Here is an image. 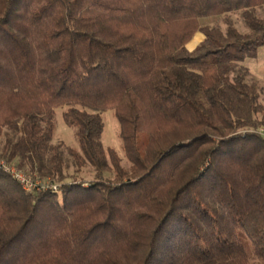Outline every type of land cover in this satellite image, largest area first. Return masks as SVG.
Masks as SVG:
<instances>
[{
    "label": "trees",
    "instance_id": "trees-1",
    "mask_svg": "<svg viewBox=\"0 0 264 264\" xmlns=\"http://www.w3.org/2000/svg\"><path fill=\"white\" fill-rule=\"evenodd\" d=\"M262 6L0 0V161L58 186L0 168V264H264V107L241 65L264 47ZM234 12L246 33L217 24ZM106 111L127 168L101 143Z\"/></svg>",
    "mask_w": 264,
    "mask_h": 264
},
{
    "label": "rangeland",
    "instance_id": "rangeland-1",
    "mask_svg": "<svg viewBox=\"0 0 264 264\" xmlns=\"http://www.w3.org/2000/svg\"><path fill=\"white\" fill-rule=\"evenodd\" d=\"M254 13L259 18H264V6L255 8ZM224 19H220L218 21V25H220L221 29L226 28L227 24L235 27L237 30H239L242 33H246L248 31L246 25L243 22V19L238 15V13H229L226 16H223ZM227 23V24H226ZM210 24H213L211 22ZM197 34V33H196ZM195 34V35H196ZM194 35V36H195ZM191 41L192 44L191 47H193L198 39L197 37L192 38ZM190 44V45H191ZM190 45H188V48H191ZM241 65H243L244 68L248 71V82L254 84L258 90H261L262 97L260 100V104L264 107V91H263V81H264V47L260 48L257 52V56L254 59H245ZM62 109L59 108L55 110L54 114V124H55V130L53 133V137L51 140L52 145H58L62 144V147L64 149L63 157L68 165V174L73 176L75 175V170L72 167V162L70 161L69 155L67 150H77L78 144L75 137L74 129L67 127L62 119ZM102 124H103V132L101 135V143L104 148H111L113 149L118 156L121 159V165L124 168L128 167V163L124 157L122 147H121V141L119 139V125L117 120L114 117L113 112L106 111L100 113ZM258 118H262V116L258 115ZM4 135L1 137L0 140V146H2L7 139ZM112 174H107V176H111ZM78 180H84L86 182H89L93 178V173L90 171V169L83 168L78 176Z\"/></svg>",
    "mask_w": 264,
    "mask_h": 264
},
{
    "label": "built area",
    "instance_id": "built-area-1",
    "mask_svg": "<svg viewBox=\"0 0 264 264\" xmlns=\"http://www.w3.org/2000/svg\"><path fill=\"white\" fill-rule=\"evenodd\" d=\"M260 132L264 135V129H261ZM0 168L5 174L13 177L17 183L27 191L45 192L46 190L50 189L55 192L58 189L57 185L50 184L47 181L33 179L29 175L17 171V169H15L13 166L5 164L4 161H0Z\"/></svg>",
    "mask_w": 264,
    "mask_h": 264
},
{
    "label": "crops",
    "instance_id": "crops-1",
    "mask_svg": "<svg viewBox=\"0 0 264 264\" xmlns=\"http://www.w3.org/2000/svg\"><path fill=\"white\" fill-rule=\"evenodd\" d=\"M195 38L197 37V39H198V41H197V43L193 46V47H191L192 46V44H194V42L191 44V41L193 40H191L188 44H187V49L188 50H192L198 43H200L201 41H202V39H203V35L201 34V33H197L195 36H194ZM193 37V38H194ZM191 44V45H190ZM188 45H190V47L191 48H188Z\"/></svg>",
    "mask_w": 264,
    "mask_h": 264
}]
</instances>
